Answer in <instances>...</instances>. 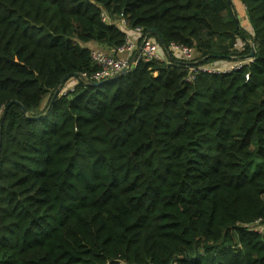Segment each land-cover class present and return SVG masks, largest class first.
Masks as SVG:
<instances>
[{
    "label": "trees",
    "instance_id": "trees-1",
    "mask_svg": "<svg viewBox=\"0 0 264 264\" xmlns=\"http://www.w3.org/2000/svg\"><path fill=\"white\" fill-rule=\"evenodd\" d=\"M240 1L250 31L230 0H0V264H264L244 225L264 221V0ZM121 18L201 64L253 60L74 79Z\"/></svg>",
    "mask_w": 264,
    "mask_h": 264
},
{
    "label": "built area",
    "instance_id": "built-area-1",
    "mask_svg": "<svg viewBox=\"0 0 264 264\" xmlns=\"http://www.w3.org/2000/svg\"><path fill=\"white\" fill-rule=\"evenodd\" d=\"M103 21L111 22L109 16L105 13H101ZM126 25V21L121 18L116 23ZM134 31L139 33L138 37L134 40L126 35V41L121 46L114 48L112 53H107L99 49H92L90 56L92 62L99 67V69L93 73L90 77L82 75L84 79L90 78L92 80H101L110 75H113L123 69L128 71L134 67L140 60L151 61V60H165L166 58L159 51V44L149 35L148 32L144 33L142 28H136ZM235 48H238V44L234 43ZM168 56H175L183 61L187 62V75L186 81L192 82L198 72H209V73H225L232 70L240 69L244 64L249 63L253 60V57L246 56L244 58L234 57L226 63H199L196 59V51L194 48L178 44L175 42L169 43L167 46H163ZM169 62V61H168ZM74 85L67 90H73ZM249 227L250 230L257 232L264 231V221L262 218H256L252 222L244 224ZM118 264H138L131 263L125 260H118Z\"/></svg>",
    "mask_w": 264,
    "mask_h": 264
},
{
    "label": "crops",
    "instance_id": "crops-1",
    "mask_svg": "<svg viewBox=\"0 0 264 264\" xmlns=\"http://www.w3.org/2000/svg\"><path fill=\"white\" fill-rule=\"evenodd\" d=\"M232 5H233V8L235 10V14H236V17L238 18V23H239V26H241L242 28H245L247 30L250 31L251 29V26L247 20V14H246V7L245 5L240 1V0H230ZM131 36L133 37L132 39H136L139 35V33H137L136 31L134 30H131L130 32ZM153 38V37H152ZM154 39V38H153ZM236 43L238 44V48L241 49L242 48V45H243V42L242 40H237ZM89 46H95L93 43L89 44ZM160 46V45H159ZM161 50L160 52L162 53V55L166 58L167 57V54L165 52V50L163 49L162 46H160ZM103 49V48H101ZM105 52L107 53H112L114 48H109V49H103ZM227 61H225L224 63H226ZM217 63H221L220 61L217 62ZM222 63V64H224Z\"/></svg>",
    "mask_w": 264,
    "mask_h": 264
},
{
    "label": "water",
    "instance_id": "water-1",
    "mask_svg": "<svg viewBox=\"0 0 264 264\" xmlns=\"http://www.w3.org/2000/svg\"><path fill=\"white\" fill-rule=\"evenodd\" d=\"M150 31H148L149 33ZM152 33H154V30H151ZM254 55V50L251 51V53L249 54L250 57H252ZM128 72L127 69H123L113 75H110L104 79H101V80H92L90 78H87V79H84L83 76L81 74H76L74 77H76L78 80L80 81H83L84 83H87V84H91V85H102L104 84L105 82H108V81H112L114 79H117L119 78L120 76L126 74ZM60 92V87L56 88V90L54 91V94H53V97H52V100H54V98L58 95V93ZM12 102H10L8 104V106L11 104ZM0 143H1V139H0Z\"/></svg>",
    "mask_w": 264,
    "mask_h": 264
},
{
    "label": "rangeland",
    "instance_id": "rangeland-1",
    "mask_svg": "<svg viewBox=\"0 0 264 264\" xmlns=\"http://www.w3.org/2000/svg\"><path fill=\"white\" fill-rule=\"evenodd\" d=\"M116 23L118 22V20L117 21H115ZM121 30H123L125 33H126V35L128 36V37H130V38H133L132 36H131V34H130V32H131V29H129V27H127L126 25H124V24H121V23H119L118 25H117ZM152 37V36H151ZM158 49H159V51L161 50V48H160V46L158 47ZM212 63H217L218 61H211ZM74 79L76 78V77H73ZM77 79V78H76ZM73 80V79H72ZM73 85V82L71 81V80H69L68 82H66L65 84H64V87H66V88H70L71 86ZM264 196V195H263Z\"/></svg>",
    "mask_w": 264,
    "mask_h": 264
}]
</instances>
